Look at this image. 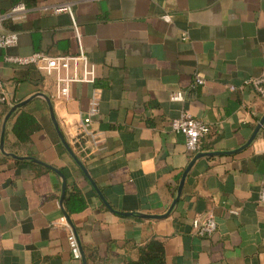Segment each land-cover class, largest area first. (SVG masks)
<instances>
[{
	"label": "crops",
	"instance_id": "0c3cea01",
	"mask_svg": "<svg viewBox=\"0 0 264 264\" xmlns=\"http://www.w3.org/2000/svg\"><path fill=\"white\" fill-rule=\"evenodd\" d=\"M18 4L26 18L4 24L18 44L0 52V144L11 109L28 104L7 122L0 150V264H130L151 241L163 244L165 264H264V128L243 148L264 117V99L244 86L264 70V0H0V14ZM80 50L98 78L73 85L67 102L55 100L54 76L6 61ZM176 92L183 102L171 100ZM45 97L69 146L79 116L94 112L101 148L86 161L75 155L87 174ZM184 110L210 128L200 153H234L198 159L185 179L196 155L171 127ZM22 111L40 128L19 147L12 127ZM35 161L85 198L87 208L69 215L85 260L74 259L60 223L61 176ZM207 213L217 232L193 236V220Z\"/></svg>",
	"mask_w": 264,
	"mask_h": 264
},
{
	"label": "built area",
	"instance_id": "2783aa9c",
	"mask_svg": "<svg viewBox=\"0 0 264 264\" xmlns=\"http://www.w3.org/2000/svg\"><path fill=\"white\" fill-rule=\"evenodd\" d=\"M70 11V8L59 11ZM27 8L24 4H18L9 12L0 14V52L10 49L18 44V35L14 32H7L4 24L8 21H21L26 18ZM164 21L170 22L171 16L165 15ZM186 40L187 37H184ZM6 61L20 67L34 66L47 77L54 76L56 79L55 100L67 102L71 96V88L76 84L95 85L97 82L96 66L89 60L83 50L76 55L52 57L43 53L33 54L28 57H8ZM197 85H203L204 81L196 79ZM245 87L251 88L264 99V70L260 77L252 78L245 82ZM233 89V88H232ZM0 83V104L6 103V96L1 92ZM101 91L94 89L92 104L97 107L100 100ZM173 102H183L184 93L176 92L171 95ZM94 112L87 116H79L75 127L67 134L70 147L75 155L83 161L89 160L92 154L101 148L99 135L92 130ZM171 127L174 133L185 138L187 153L194 157L201 152V141L210 133L209 126L196 119L188 110L182 111L179 117L173 119ZM259 202L264 204V185L259 192ZM236 215V211H231ZM60 223L69 229L68 242L74 259L81 260L82 253L78 239L65 216L61 217ZM218 230L217 221L212 213H207L197 217L192 222V235L198 238H210Z\"/></svg>",
	"mask_w": 264,
	"mask_h": 264
},
{
	"label": "trees",
	"instance_id": "16d2710c",
	"mask_svg": "<svg viewBox=\"0 0 264 264\" xmlns=\"http://www.w3.org/2000/svg\"><path fill=\"white\" fill-rule=\"evenodd\" d=\"M15 115L13 116L14 118ZM39 128L40 126L36 119L32 115L22 111L17 115L12 127L13 135L16 138V146L29 145L32 134ZM65 206L66 213L71 216L83 212L87 208V202L81 192L74 189L73 192H66ZM130 264H165L163 244L158 241H151L141 249L139 262Z\"/></svg>",
	"mask_w": 264,
	"mask_h": 264
},
{
	"label": "water",
	"instance_id": "95a60500",
	"mask_svg": "<svg viewBox=\"0 0 264 264\" xmlns=\"http://www.w3.org/2000/svg\"><path fill=\"white\" fill-rule=\"evenodd\" d=\"M41 96H43V95H41ZM45 99H46V101H47V103H48V105H49L52 119H53V121H54V123H55V127H56V129H57V131H58V134H59V137H60L62 143L64 144V146L66 147V149L68 150V152L71 153V155H73L74 158L78 161V163L80 164V166H81V168L83 169V171L87 174L85 167H84V166L82 165V163L77 159V157H76L75 154L73 153L71 147L69 146V144H68L67 141L65 140L63 134L61 133V131H60L59 127H58V124H57L56 119H55V116H54V111H53V107H52V104H51L50 98L45 97ZM27 104H28V101L23 102V103H21V104H19V105L14 106V107L11 109V111L9 112V114L7 115L6 122H5V124H4L3 131H2V135H1L0 150H1L2 152H4V143H5V134H6V124H7V122L9 121V119L12 117V115H13L17 110H19V109L25 107ZM262 128H264V117L262 118L260 124L257 126V128H256V130H255L253 136H252L251 139H250V141H249V142H248L243 148H247L248 146H250V145L252 144V142L256 139V137H257L259 131H260ZM232 154H234V153H223V152H215V153H198V154L194 157L192 164L190 165V167H189L188 170L186 171V173H185V175H184V179H185V177L187 176V174L189 173V171H190L191 167L193 166V164H194L198 159L203 158V157L227 156V155H232ZM12 156H13V155H12ZM13 157H14V158H17L16 156H13ZM18 159H19V158H18ZM35 162L38 163V164H40V165H42V166H44V167H46V168H48V169H50V170H52V171H54V172H56L58 175L61 176L62 181H63L61 205H63L64 198H65V194H66V188H67L66 178H65L64 174H63L61 171H59V170H57V169H54V168L51 167V166L45 165V164H43V163H41V162H38V161H35ZM184 179H183V180H184ZM182 185H183V184H182ZM181 188H182V187H180V190H179V193H178V194H179V195H178V198H177V200L175 201V203L172 205L170 212L173 210V208L175 207L177 201L179 200V196H180V194H181ZM64 214H65V217L67 218V221H68L69 224L71 225V227H72V229H73V231H74V233H75V235H76V237H77L76 230L74 229V227H73V225H72V221H71L69 215H68L65 211H64ZM119 214H120V213H119ZM121 215H122V214H121ZM123 215H124V216H132V215H130V214H123ZM167 216H168V215H167ZM164 217H165V216L141 215V218H143V219H161V218H164ZM77 239H78V237H77ZM78 242H79V239H78ZM79 246H80V250H81V253H82V258L84 259L83 250H82V247H81L80 242H79ZM84 260H85V259H84Z\"/></svg>",
	"mask_w": 264,
	"mask_h": 264
}]
</instances>
